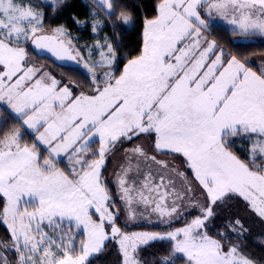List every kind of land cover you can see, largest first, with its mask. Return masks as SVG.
I'll return each mask as SVG.
<instances>
[{
  "label": "snow or ice",
  "instance_id": "snow-or-ice-1",
  "mask_svg": "<svg viewBox=\"0 0 264 264\" xmlns=\"http://www.w3.org/2000/svg\"><path fill=\"white\" fill-rule=\"evenodd\" d=\"M93 2L108 21L119 7L122 30L134 22L126 0ZM45 6L69 5L0 0V113L13 121L0 119V264H92L112 241L118 264H264L234 242L250 231L239 217L212 225L218 211L242 204L264 226V69L208 38L217 18L234 35L264 37V0H157L127 55L94 37L98 62L66 25L45 31ZM90 19L93 34L107 23L95 11ZM30 45L89 75L63 83L29 61ZM121 151L127 163L113 173V192L104 172ZM133 162L139 185L127 178ZM177 200L198 211L182 227L118 226L122 215L153 214L171 225L182 215ZM157 242L164 254L144 259Z\"/></svg>",
  "mask_w": 264,
  "mask_h": 264
},
{
  "label": "trees",
  "instance_id": "trees-1",
  "mask_svg": "<svg viewBox=\"0 0 264 264\" xmlns=\"http://www.w3.org/2000/svg\"><path fill=\"white\" fill-rule=\"evenodd\" d=\"M34 3L37 4H50L51 0H33ZM119 3L120 0H117ZM129 7H133L136 16L134 22L123 26V30L121 27H116L119 24V12L121 9L118 7L115 9L117 12V17L111 21H108L107 16L105 14V10H103L98 3H94L93 0H67L68 7L63 8L56 11H51L47 6H45L42 10L46 13L45 20V30H50L52 27L66 25L67 30L70 32V38L73 41V45L79 49H81L82 55L87 59L89 56V49H91V55L94 61H100L99 50L93 48V45L96 44V38L99 39L101 43L104 42L105 37H107L114 46L120 48L119 55L121 57L128 54L130 49H136L141 43V32H142V16H147L151 18L155 15V3L157 0H126ZM139 5V7H136ZM95 11L97 16L102 21H107L100 30L93 34L90 26H85L84 21L87 20L88 24L92 23L90 19V13ZM77 17L81 21L80 24H74L72 22V18ZM211 35L208 37L211 40H216L219 47L226 52L228 55H236L238 58L242 60H246L248 65L253 68L254 71L259 69L258 62H264V41H255L253 39H239L240 35H234L233 30L225 27L224 25L218 24L213 26L211 29ZM30 56H34L39 61L48 62V64H52L55 68L52 69L53 75L62 78L65 81L69 82H80L83 83L87 75L79 69V63L72 65H60L56 63L52 58L47 56H40L36 51H32L29 46ZM91 62V61H90ZM120 67H123V60L120 62ZM103 68H97V71H103ZM0 119L8 120L9 124L13 123L8 116L7 113H0ZM29 139L27 136L25 140ZM241 145L238 144L237 148H240ZM63 166V165H61ZM113 192V188H111ZM194 214L197 215V210H193ZM191 215V214H189ZM195 215H191L187 217H192ZM225 215L219 218L220 220L214 221L218 224V227H224L222 221H225ZM186 216H184V219ZM121 216L118 221V226L121 227V230L124 232L132 233V232H145V231H159L164 232L165 226H156L151 228L147 222L142 225H134L131 227L128 223H124ZM217 217L215 218V220ZM213 223V221H212ZM212 224V225H216ZM169 229L174 228V226L168 227ZM164 229V230H163ZM249 232L244 234V239L239 240L241 245L245 246L249 250L250 256L256 259H264V226L257 221L254 226L249 228ZM214 234V233H213ZM233 235L232 233H230ZM4 235L3 227H0V238ZM235 235V234H234ZM233 235V236H234ZM163 247L166 249L169 247L167 242H163ZM117 244L115 241H112L108 244V247L98 256L92 257V264H118V252H117ZM147 254L142 251L141 256L151 261L152 257L151 253H159L161 252L160 242L153 246H149L146 250ZM182 264V262H180Z\"/></svg>",
  "mask_w": 264,
  "mask_h": 264
},
{
  "label": "rangeland",
  "instance_id": "rangeland-1",
  "mask_svg": "<svg viewBox=\"0 0 264 264\" xmlns=\"http://www.w3.org/2000/svg\"><path fill=\"white\" fill-rule=\"evenodd\" d=\"M48 1V0H47ZM218 24H221V25H224L225 27L229 28L232 30V26L229 25L227 23V21H224V20H220V19H216L215 20V23H214V26L215 25H218ZM45 31H49V30H45ZM239 39H253L255 41H264V37H261V36H248V37H245V36H239L238 37ZM211 40V39H210ZM30 48L32 51H35V47L34 46H31L30 45ZM28 59L29 61L36 65L37 67H40V68H43L45 69L47 72H50L52 75V69L55 68V66H53L52 64H48V62H45V61H39L38 59H36L34 56H30V52H29V56H28ZM258 67L259 69H264V62H258ZM79 69L82 70L87 76L89 75L87 70L83 67L82 63H79L78 65ZM54 70V69H53ZM104 71V70H103ZM103 71H97L98 73L99 72H103ZM55 77L59 80H61L63 83L65 84H73V82H67L65 80H63L62 78H59L55 75ZM123 152H117L115 156H112V155H109L108 157V160H107V163H106V171L104 172V175L107 177V179L109 181H112L110 187L113 188L114 191H116V185H115V179L116 177L113 175L114 172H120L121 171V167L127 163V161H125L123 158ZM140 169L146 171V168L143 164L140 165ZM129 181H133L135 180L136 181V184L139 185L140 181L143 179V176L138 174V169L135 165V162H133V166H132V169L131 171L128 173V177ZM175 178V177H174ZM176 188H177V191H182V189L180 188V182L179 180L177 179V183H176ZM176 204H177V209H178V213H181L182 215H180V218L179 219H175L173 220V223L171 225H167V224H163L160 222V220L158 219V217L156 215H151L149 217H144V216H137V218L135 220H127L125 216L122 215L123 219L124 220L123 222L125 223H128L129 225H131V227H134V225H142L144 224L145 222H147L146 224H148L149 226H151V228L153 227H156L158 225L160 226H165V229H169L168 227L170 226H174L175 227H182L184 226V224L186 222H190L191 219L194 217H187L188 216H191V215H195L193 212V210L195 208H191V207H188L186 201H181V200H177L176 201ZM198 213V211H197ZM191 214V215H189ZM222 214H224L225 216V220L229 219L230 217L232 216H237L239 217L245 224V227L246 228H250L251 226L253 227L254 226V217L253 216H250L243 208V205H239V206H236V205H233L230 209H225L223 212H219L218 211V215L216 216L217 219L215 220V218L213 219V223L212 224H216V222L214 221H219L220 217L222 216ZM184 216H186V218L184 219ZM214 226H218V224L214 225ZM172 228V229H174ZM164 230V229H163ZM155 231V230H154ZM156 232H159V231H156ZM264 233V232H263ZM213 234V233H212ZM234 235V233H232ZM236 243H239L241 245V243L238 241H234ZM118 247V245H117ZM241 248L243 249L244 251V254L245 255H250L249 253V250L247 248H245V246L241 245ZM100 255V254H99ZM96 255L94 254L93 257H95Z\"/></svg>",
  "mask_w": 264,
  "mask_h": 264
},
{
  "label": "water",
  "instance_id": "water-1",
  "mask_svg": "<svg viewBox=\"0 0 264 264\" xmlns=\"http://www.w3.org/2000/svg\"><path fill=\"white\" fill-rule=\"evenodd\" d=\"M40 56H47L52 58L56 63L60 64V65H72L75 64L76 61L74 60H58L55 57H53L51 55V53L47 52L46 50H40V49H34Z\"/></svg>",
  "mask_w": 264,
  "mask_h": 264
}]
</instances>
